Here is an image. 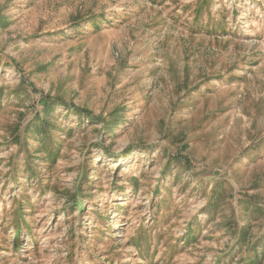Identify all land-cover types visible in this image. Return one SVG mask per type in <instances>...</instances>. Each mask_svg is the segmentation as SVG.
<instances>
[{"label": "rangeland", "instance_id": "374dc122", "mask_svg": "<svg viewBox=\"0 0 264 264\" xmlns=\"http://www.w3.org/2000/svg\"><path fill=\"white\" fill-rule=\"evenodd\" d=\"M0 264H264V0H0Z\"/></svg>", "mask_w": 264, "mask_h": 264}, {"label": "trees", "instance_id": "16d2710c", "mask_svg": "<svg viewBox=\"0 0 264 264\" xmlns=\"http://www.w3.org/2000/svg\"><path fill=\"white\" fill-rule=\"evenodd\" d=\"M54 104L49 101V99H46L44 101V113L46 115H50V113L54 110ZM67 106V105H66ZM89 115V113L87 114Z\"/></svg>", "mask_w": 264, "mask_h": 264}]
</instances>
